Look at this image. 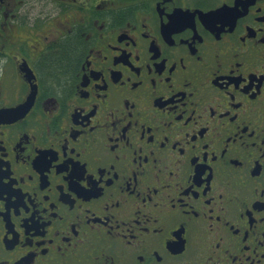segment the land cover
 <instances>
[{
  "label": "flooded vegetation",
  "instance_id": "1",
  "mask_svg": "<svg viewBox=\"0 0 264 264\" xmlns=\"http://www.w3.org/2000/svg\"><path fill=\"white\" fill-rule=\"evenodd\" d=\"M0 264H264V0H0Z\"/></svg>",
  "mask_w": 264,
  "mask_h": 264
},
{
  "label": "rangeland",
  "instance_id": "2",
  "mask_svg": "<svg viewBox=\"0 0 264 264\" xmlns=\"http://www.w3.org/2000/svg\"><path fill=\"white\" fill-rule=\"evenodd\" d=\"M67 53L65 52L64 54H63V56H65Z\"/></svg>",
  "mask_w": 264,
  "mask_h": 264
}]
</instances>
